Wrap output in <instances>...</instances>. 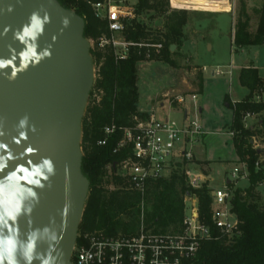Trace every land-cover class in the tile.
I'll return each mask as SVG.
<instances>
[{"label":"water","instance_id":"obj_1","mask_svg":"<svg viewBox=\"0 0 264 264\" xmlns=\"http://www.w3.org/2000/svg\"><path fill=\"white\" fill-rule=\"evenodd\" d=\"M94 84L82 16L59 0H0V264H73Z\"/></svg>","mask_w":264,"mask_h":264},{"label":"trees","instance_id":"obj_2","mask_svg":"<svg viewBox=\"0 0 264 264\" xmlns=\"http://www.w3.org/2000/svg\"><path fill=\"white\" fill-rule=\"evenodd\" d=\"M100 0H59L66 8L74 9L85 19V35L97 40L109 34L108 22L95 15L92 3ZM137 17L127 23L126 39L134 42H163L161 57L172 63L171 45L177 49L185 40L184 28L190 20L186 9H172L170 0H137ZM144 11H154L165 18V31L153 33L139 19ZM254 12L257 15L253 26ZM233 44L238 47L264 44V0L250 11L246 0H239V9L233 31ZM146 48L133 47L127 59L117 61L112 46L91 49L97 66V78L91 91L83 119L82 170L90 180V191L79 233L103 230L108 234L135 233L139 227L142 197L131 190L116 174V163L127 157L131 151H114L122 132L110 135L105 145L99 141L106 134L104 127L115 123L129 126L135 123V116L142 119L150 113L139 110V64L145 61ZM197 92L203 91V71L198 75ZM240 85L248 90L241 100L232 101L229 95L225 102L233 110L228 131L233 132L235 152L249 171L248 185L243 187L230 183L233 189V211L240 220V234L229 239L220 233L212 219V196L210 181L200 188L188 185L185 174L187 162H179L168 176L149 183L145 195V221L147 228L155 233H177L182 230L185 215V196L196 195L200 220L208 229V236L202 240L196 257L186 264H264V198L258 183L263 175L256 170L255 162L260 150L255 140L264 142V78L257 67L249 64L240 70ZM98 90L99 100L93 98ZM258 97V98H257ZM257 116V122L247 125V116ZM196 161V160H195ZM197 163V162H196ZM208 164L209 161H205ZM205 174L204 169L197 168ZM79 241V238H78Z\"/></svg>","mask_w":264,"mask_h":264},{"label":"built area","instance_id":"obj_3","mask_svg":"<svg viewBox=\"0 0 264 264\" xmlns=\"http://www.w3.org/2000/svg\"><path fill=\"white\" fill-rule=\"evenodd\" d=\"M136 5L137 0H100L92 3L95 15L106 20L109 28V34L105 33L97 39L98 46H112L117 61L127 59L133 47L146 48V58L162 53L164 45L161 41L134 42L126 39L127 23L137 17ZM229 10L231 11V6ZM191 99L192 107L184 109L182 123L168 116L158 118L151 112L146 119L135 116V123L129 126L112 123L104 127L106 136L99 141L100 145H105L108 137L119 130L122 137L114 151H131L127 157L116 163V174L129 189L139 192L142 197L139 227L135 233L130 234H108L103 230L79 233V241L77 238L72 255L73 264H186L196 257L202 240L208 236V229L200 220L196 195L185 196V215L181 231L155 233L147 228L145 221V195L149 183L168 176L177 163L187 162L184 171L189 186L200 188L210 181L207 174L190 166L195 163L197 146L203 143L205 135L198 120L201 108L197 107V93H192ZM185 101L186 97L179 94L174 96L171 103L179 105ZM250 117L248 115L247 119ZM230 134L233 136V132ZM254 143L260 150L255 167L263 175L258 185L264 198V142L255 140ZM248 177L247 165L240 163L233 168L227 180L238 185L240 179ZM209 187L214 224L229 239L238 236L240 220L233 211V189L227 183L223 188ZM188 201L191 202L189 210L186 205Z\"/></svg>","mask_w":264,"mask_h":264},{"label":"rangeland","instance_id":"obj_4","mask_svg":"<svg viewBox=\"0 0 264 264\" xmlns=\"http://www.w3.org/2000/svg\"><path fill=\"white\" fill-rule=\"evenodd\" d=\"M250 11L261 5L263 0H246ZM231 11L222 8L212 10L200 8L195 3L177 4L170 0L172 9H186L190 20L184 28L185 40L171 55L172 63L161 57L147 58L139 68V110L154 112L158 118L169 117L182 123L184 109L192 107V93H197L198 120L207 132L206 144L198 145L195 163L191 167L202 168L212 175L210 186L223 188L227 177L237 164L236 152L228 125L233 118V110L227 106L225 96L232 101L241 100L248 90L240 85L238 74L246 62L253 63L264 78V44L236 47L233 44L234 24L239 9V0H228ZM253 16L256 26L257 15ZM153 33L165 31V18L154 11H144L139 15ZM91 41V49L98 41ZM95 62V61H94ZM203 71L204 87L197 92L199 73ZM220 71L222 73H220ZM97 66L95 64V81ZM94 89V87H93ZM92 89V90H93ZM182 94L186 97L183 104H172L174 96ZM93 98L99 100L100 93L95 90ZM264 101V92L261 93ZM90 100V97H89ZM88 100V102H89ZM164 103L162 106L161 103ZM247 119V125L251 122ZM254 121V120H253ZM257 142L262 143L261 140ZM205 161H209L205 164ZM197 162V163H196ZM240 186H247L248 180L240 179ZM188 210L191 202L186 203Z\"/></svg>","mask_w":264,"mask_h":264},{"label":"bare ground","instance_id":"obj_5","mask_svg":"<svg viewBox=\"0 0 264 264\" xmlns=\"http://www.w3.org/2000/svg\"><path fill=\"white\" fill-rule=\"evenodd\" d=\"M177 4L181 5L183 3H195L197 5H201L203 8H209V9H214L217 10L218 8H222L224 11H227L230 6L227 2V0H173Z\"/></svg>","mask_w":264,"mask_h":264},{"label":"crops","instance_id":"obj_6","mask_svg":"<svg viewBox=\"0 0 264 264\" xmlns=\"http://www.w3.org/2000/svg\"><path fill=\"white\" fill-rule=\"evenodd\" d=\"M249 64H252L253 66H255L253 63H250V62H246V64H245V66H248ZM242 67H244V66H242ZM241 67V68H242ZM256 67V66H255ZM241 68H240V70H241ZM239 74H240V72H239ZM239 74H238V78H239ZM203 76H204V74H203ZM203 84H204V77H203ZM196 93V92H195ZM161 105L163 106L164 105V103L162 102L161 103ZM201 111H202V109H201ZM250 124L251 125H253V124H255L256 122H257V116H252V117H250ZM254 120V121H253ZM205 131V130H204ZM206 137H207V132L205 131V135H204V140H203V143H202V145H205L206 144ZM236 162H237V164H235V166H237V165H239L241 162L239 161V158H238V156H237V154H236V160H235ZM234 166V167H235ZM208 177L210 178V180H212L213 178H212V175L211 174H208ZM228 178V177H227ZM247 180V179H246ZM226 183H227V180H226ZM209 185H210V183H209ZM239 185V184H238Z\"/></svg>","mask_w":264,"mask_h":264},{"label":"clouds","instance_id":"obj_7","mask_svg":"<svg viewBox=\"0 0 264 264\" xmlns=\"http://www.w3.org/2000/svg\"><path fill=\"white\" fill-rule=\"evenodd\" d=\"M27 118L25 117L24 120H21V126H23V124L26 122Z\"/></svg>","mask_w":264,"mask_h":264}]
</instances>
